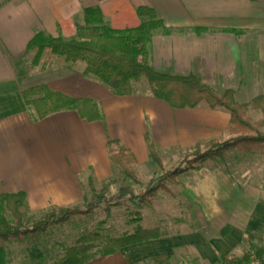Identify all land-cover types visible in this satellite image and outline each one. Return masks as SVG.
Masks as SVG:
<instances>
[{"label":"crops","instance_id":"1","mask_svg":"<svg viewBox=\"0 0 264 264\" xmlns=\"http://www.w3.org/2000/svg\"><path fill=\"white\" fill-rule=\"evenodd\" d=\"M140 7L153 9L175 31L152 38L150 64L158 72L193 74L218 92L235 91L241 104L264 96V0H0V194L24 192L32 212L76 207L89 197L91 181L102 187L115 178L110 141L134 154L133 168L146 183L158 169L148 138L165 166L199 144L233 137L231 115L224 109H175L149 87L137 91L135 83L131 95L118 96L84 76L85 64H67L50 52L33 64L27 47L38 33L75 39L89 8H99L112 30L137 28ZM197 29L206 31L199 35ZM41 85L92 100L102 119L90 122L74 110L39 119L23 93ZM253 112L262 113L249 115ZM216 165L181 174L170 186L172 195L164 192L171 199L162 208L167 224L152 225L154 218L150 226L140 225L170 228L161 239L87 264H173L180 254L192 264H219L223 256L260 245L262 186L242 183ZM175 206L178 214L167 213ZM145 209L141 214L148 219Z\"/></svg>","mask_w":264,"mask_h":264},{"label":"trees","instance_id":"2","mask_svg":"<svg viewBox=\"0 0 264 264\" xmlns=\"http://www.w3.org/2000/svg\"><path fill=\"white\" fill-rule=\"evenodd\" d=\"M142 20L137 28L112 30L107 26L106 18L99 8L84 11V27L72 40L52 37L46 33H38L29 43L27 49L34 53L33 64L38 65L46 52L62 58L67 64H85L83 75L96 79L112 88L118 96H129L133 93L132 84L142 80L153 95L168 103L175 109H194L207 106L210 109H224L231 115L230 133L233 135L226 141H212L199 144L191 151L180 155V165L169 172L164 171L162 158L157 153L155 144L148 138L149 153L158 170L154 173L144 192L134 195L129 189H121L119 196L109 198L111 185L119 184L123 179L140 184L141 180L133 166L136 158L132 152L121 146L118 140L110 141V159L114 167L120 170L121 177L107 180L100 191L92 190V200L86 209L53 208L45 214L43 220L34 221L27 212V196L24 192L17 194H0V264H7L8 247L12 243L30 242L33 255H40L38 249L40 237L52 226L70 224L78 218L94 215L101 205L107 206L106 213L110 217L112 207L121 205V201L130 197L139 207L152 204L159 191L172 195L169 183H176L178 177L190 170H198L210 162L216 163L226 153L237 152L242 157L259 154L264 158V96H258L249 103L241 104L236 99L235 91L218 92L205 85L200 78L191 74L177 76L158 72L150 64V44L156 34L171 35L175 31L167 28L156 12L148 7H140L137 11ZM206 30L197 29V34ZM28 105L33 106L39 119L50 115L74 110L81 117L93 122L102 119L103 115L92 100L71 98L61 92L54 91L46 85L37 86L23 93ZM250 111H261L263 119L253 121ZM203 148L206 150L203 152ZM91 186L92 181L90 182ZM9 215L11 219H9ZM140 221V218L135 220ZM229 229L222 232L225 237ZM163 237L160 228L144 229L138 226L134 233L121 237L103 239L98 233L85 232L77 244L66 250L63 261L54 264H87L93 259V253L100 250L102 256L118 253L123 248L159 240ZM103 241L102 244H98ZM252 248H248L247 251ZM256 260L264 264V247L255 250ZM223 264H251L252 254L235 261Z\"/></svg>","mask_w":264,"mask_h":264},{"label":"rangeland","instance_id":"3","mask_svg":"<svg viewBox=\"0 0 264 264\" xmlns=\"http://www.w3.org/2000/svg\"><path fill=\"white\" fill-rule=\"evenodd\" d=\"M134 86V89H136L137 91H146L148 89V85L145 80H142L139 83H135ZM250 117L253 119V121L257 122L262 120L263 114L260 112H253L251 113ZM261 133L264 135V128L261 129ZM229 139L230 137L224 138L220 141H226ZM205 150L206 149L203 148V152ZM180 163V158L177 162L166 160L164 171H172L176 169L180 165ZM216 164V166L224 168L232 178H235L242 183L262 186V191L264 193V158L261 155L256 154L242 157L237 152H230L226 153L222 159H219L216 162ZM114 168L115 178L121 177L120 170L116 167ZM148 184L149 181L146 183L141 182L140 184H137L131 180L123 179L121 183L115 184L116 186L111 185L109 187L108 196L109 198L119 196L121 189H129L134 195H139L140 193L145 191ZM172 184L173 183H169V188ZM102 187H95L94 185L91 186L90 184L88 190L89 197L86 199L84 204L76 207H71L70 209H86L87 205L92 200V190L95 189L97 191H100ZM169 200L171 199H169V197L164 194L163 191H159L153 199L151 205L139 207L133 203L130 197H126L121 201L120 206L112 207L110 211V217L106 213L107 206L103 204L98 209H96L93 216L78 218L70 224L52 226L51 228H49V230L40 237V242L38 245V249L41 252L40 255L34 256L32 254L34 249L32 248L30 242H26L23 244H10L8 247L7 264H54L57 262H61L66 257V250L75 246L79 238L84 236L85 232H98L103 236L104 240H107L110 238L121 237L124 234L134 233V226H137V228L142 224L145 227L150 226L151 224L148 221L153 220L154 218L157 220L152 225L158 226L165 223L167 224V222H163L165 214L162 213V208L166 202H169ZM143 208H146L145 210L148 211V219L146 214H141V210ZM51 209L53 208H49L48 210L44 211L32 212L27 205L28 215L29 217L33 218V222L43 220L45 214ZM179 209V207L175 206V212H173L174 207H172V209L167 213L175 215V213L178 214L177 211ZM183 215L184 212L180 210V216ZM137 218H140L139 222L135 221ZM141 218L143 219L142 223H140L142 221ZM9 219L12 220L10 215ZM178 227L181 228L182 226ZM160 229L163 234L169 231L170 228L160 226ZM181 231H186V229L183 228L181 229ZM102 242L103 241H100L98 244H102ZM258 247H264V239L256 248L254 247L249 251H247L248 249L242 248L237 252L236 255L227 256L228 258H226V260H240L246 255L247 252L255 253V250L258 249ZM98 256L102 257V253L100 250H97L93 253V259ZM179 258L180 259L175 260L173 264H192V262H190V258L187 259V254H180ZM219 264H223V259H220Z\"/></svg>","mask_w":264,"mask_h":264},{"label":"built area","instance_id":"4","mask_svg":"<svg viewBox=\"0 0 264 264\" xmlns=\"http://www.w3.org/2000/svg\"><path fill=\"white\" fill-rule=\"evenodd\" d=\"M251 254H252V264H259L258 261L256 260V256H255L254 252Z\"/></svg>","mask_w":264,"mask_h":264}]
</instances>
